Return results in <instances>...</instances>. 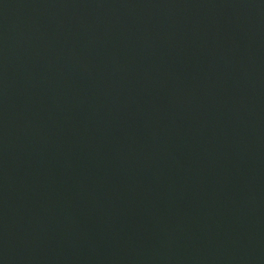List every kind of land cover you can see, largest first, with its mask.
Returning a JSON list of instances; mask_svg holds the SVG:
<instances>
[{
	"label": "water",
	"instance_id": "1",
	"mask_svg": "<svg viewBox=\"0 0 264 264\" xmlns=\"http://www.w3.org/2000/svg\"><path fill=\"white\" fill-rule=\"evenodd\" d=\"M0 264H264V0H0Z\"/></svg>",
	"mask_w": 264,
	"mask_h": 264
}]
</instances>
